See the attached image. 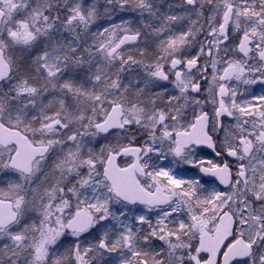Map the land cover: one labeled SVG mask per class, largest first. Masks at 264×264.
Here are the masks:
<instances>
[{
  "label": "snow or ice",
  "instance_id": "obj_1",
  "mask_svg": "<svg viewBox=\"0 0 264 264\" xmlns=\"http://www.w3.org/2000/svg\"><path fill=\"white\" fill-rule=\"evenodd\" d=\"M0 264H264V0H0Z\"/></svg>",
  "mask_w": 264,
  "mask_h": 264
}]
</instances>
